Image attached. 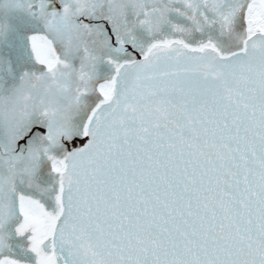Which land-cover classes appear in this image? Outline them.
<instances>
[{
	"label": "snow or ice",
	"instance_id": "6c2138e0",
	"mask_svg": "<svg viewBox=\"0 0 264 264\" xmlns=\"http://www.w3.org/2000/svg\"><path fill=\"white\" fill-rule=\"evenodd\" d=\"M0 264H264V0H0Z\"/></svg>",
	"mask_w": 264,
	"mask_h": 264
}]
</instances>
